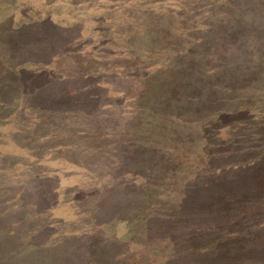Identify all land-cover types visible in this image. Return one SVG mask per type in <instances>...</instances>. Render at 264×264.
<instances>
[{
	"label": "rangeland",
	"instance_id": "1",
	"mask_svg": "<svg viewBox=\"0 0 264 264\" xmlns=\"http://www.w3.org/2000/svg\"><path fill=\"white\" fill-rule=\"evenodd\" d=\"M227 1L229 0H0V36L5 27H21L27 23L39 25L37 33L41 29L51 28L52 25L54 27L73 25L70 30L73 34L72 38L75 39L74 47L71 48L74 50L69 49L70 51L67 52L62 50V56L59 55L60 59H57L56 64L53 65L60 71L68 70L72 66L86 70L87 67L92 66L88 62L94 61L92 67L98 71L97 73L108 72L104 74L102 80L100 78V81L106 83L102 84L101 90H99L101 93H107V96L102 100L105 107H112L115 104L116 111L120 106L122 109L127 106L123 111H129L131 114L132 107L135 105L133 97H136L139 92L133 90L135 83L126 84L125 75L130 74L133 77L134 74L144 71L155 72V70H162L169 65H173V68L176 69L181 66L180 63L183 62L180 61L183 59V61L189 60L191 63L189 72L191 74L193 72L198 79L196 85L208 78H212L214 81L215 96L212 97L216 102L214 109L218 112L221 109L232 112V114L221 116L219 119L212 113L211 117L199 120L203 122L190 123L189 125L195 124L196 126L188 128L190 132L188 134L191 136L189 137L190 141L182 147H171L156 140L154 146L158 144L160 151L162 150L165 155L155 153L154 156L151 153L145 155L142 151L140 134L128 138L127 122L126 126L118 123L117 127L108 126L103 122V131L111 133L110 135L115 138L108 139L112 150L104 157L105 159L102 158L105 160V166H103L105 171L110 169L107 156L112 158L109 159V162H117L118 158H121L120 154H125L124 151L117 150L119 138L125 140L126 146L130 141L137 142L135 153H141L140 157L146 156L148 160L156 158L160 161L157 172L147 173L146 168L141 169L145 178L148 174L147 178L151 184L149 190H146L147 193L144 189H140L143 181L140 174L126 172V176H132L137 189L141 190L137 194V198L142 205L134 212L136 216L140 215L139 218H130L129 221L121 219L102 225L103 232L106 236L109 235L110 242L117 243V245L126 244L120 254L123 258L118 264H145L148 262L147 259H153L154 264H167L166 259L154 256V253H161L160 250L169 248V246L162 243L161 246L157 245V248H160L158 252L155 251L157 249L155 246L151 247L152 250L149 252L150 247L147 248L146 243L149 233L155 232L157 236L153 235L156 236L153 238H157L162 236V230L160 227L152 228V230L146 229V223L141 214H144V204L146 200H149L148 197L154 199L152 202H156V208L160 212L168 213L170 207L166 206L164 202L171 199L177 200L181 185L178 176L187 175L185 172L190 169L189 166H181L182 161H188L190 164L201 162L205 166L209 158L215 161L217 156H223L228 151L229 157L226 158L225 163L235 165L236 154L233 152H235L234 148L238 143H241L240 149L244 152L255 148L252 155L256 156L258 152L264 155V146L261 147L264 144V132L257 128V125L264 120V0H236L239 2L240 9L249 8V11H245V13L251 12L252 17L239 21L242 24L237 23L235 26L230 25L236 20L235 15L222 13L223 4H229ZM223 17L227 20H223ZM45 18L48 19L47 23ZM151 18L158 20L155 23L158 26H153V23L148 26ZM148 28L149 31L145 32ZM151 28L154 29L150 31ZM210 29H213V32H210ZM205 35L211 39H205ZM213 36L220 39H215ZM146 38L150 41L154 39L164 41L165 48L160 43L152 44L153 50L147 52V48L151 44L149 41L150 44L146 46L147 48L143 47L145 51L142 50L141 46L142 43H146ZM199 42L215 43L216 52H204L206 50L200 48L193 49ZM217 45L222 49H218ZM75 49L77 50L75 51ZM137 56L140 58L137 59ZM22 57L23 54H20V51L14 52V49L10 54H3L0 50V70L2 68L3 72V63L8 62L10 73L23 79L22 77L25 75L22 76V71L28 72L29 69L39 67L24 64L21 61ZM195 57L200 59L201 64L194 61ZM240 61H243L248 67L253 65V69L251 70V67L238 68L236 64ZM41 67L49 66L41 65ZM243 70L251 71V78L245 75ZM260 71L261 77L258 78L255 74ZM120 75H124V84L119 81ZM201 75L204 78H201ZM255 77L258 80L253 83ZM8 79L9 77H6L4 73L3 80L7 81ZM12 80L10 78L11 82ZM21 100L22 97H20V101H16L19 106L22 104ZM102 107L99 108L102 109ZM1 109H4L5 112L0 115V196L3 197V199L0 197V215L15 218V206L19 194H21V181L27 178L28 173L32 171L31 167H33L34 171L41 170L42 174L56 177L57 195L62 202H69L70 199L77 200L76 207L78 209L76 208L75 214L81 221L84 215L83 211L89 209L91 212L95 204L94 201L91 204V200H88L89 193L87 192L93 186L92 183L99 180L96 182L99 187L110 180L109 177L96 178L99 174V159L96 160L94 156L93 159L88 160L87 157L81 163L75 161L74 164H71L67 158L60 154L52 156L50 154L53 153L39 151L43 154L33 155L31 146L32 143L35 146L38 140L31 135L29 129L26 130L27 134H24L25 138H17L19 136L17 130L23 126L24 122L28 121L26 119L32 116V112L29 111V113L26 110L21 113L19 109L12 107V103L2 106ZM122 116L126 118V121L129 120L127 112ZM102 117L105 118V115L102 114ZM84 119L83 125L87 130L89 119ZM243 127L245 132L240 134ZM178 141L180 139L175 138L172 143L180 144ZM257 145L260 146L257 148ZM166 146L167 148H164ZM154 149L156 150V148ZM112 152H115L116 157ZM132 159L134 160V158ZM164 159H168L166 169H162V165L165 163ZM215 162L218 163V161ZM139 163L137 159L135 164L137 168ZM182 169L185 172H181ZM260 171L262 170L260 169ZM48 201L52 202V200ZM232 218L234 220L229 219L224 227L220 226L215 230V235L216 232L219 231V233L216 238L215 235L213 236V241L208 238L201 239V244H204L201 246H208V248L201 249L199 256L196 253L191 264H264V211H258V207L253 205L252 209L236 212ZM27 219L32 226L33 223L35 224L34 234L32 229L19 228V234L7 236V251L13 248V243L16 247L29 246L32 248L34 243L45 242L42 240L46 238L48 230L57 235L64 234L62 227H56L54 222L47 224V220L42 215L40 217L28 216ZM27 231L29 235L32 233L30 238L25 234ZM76 231L74 232L76 233ZM56 242L58 240L54 239L51 251L46 250L47 253L57 254L58 245ZM14 260L8 257V259L4 258L2 263L13 264ZM26 262L28 261L26 260ZM31 263H33L32 259L29 261V264ZM109 263L112 264V261Z\"/></svg>",
	"mask_w": 264,
	"mask_h": 264
},
{
	"label": "trees",
	"instance_id": "2",
	"mask_svg": "<svg viewBox=\"0 0 264 264\" xmlns=\"http://www.w3.org/2000/svg\"><path fill=\"white\" fill-rule=\"evenodd\" d=\"M227 2L229 4H223L222 13L235 15L236 20L230 24L231 26H235L237 23L242 24L239 21L251 19L252 13H245V11H249L248 7L240 9L239 2L236 0ZM223 20L227 19L223 17ZM149 21L148 26L152 23L153 26H158L155 25L158 20L151 18ZM45 22L47 23L48 19ZM37 26L39 25L35 23H27L21 27H5L1 32L0 50L3 54H10L13 49L14 52L20 51V54H23L21 61L24 64L39 67L29 69L28 72L22 71V76L25 75V77L20 79V77L10 73L8 62L3 63V72L2 68L0 70V115L5 112L4 109H1L2 106L9 103H12V107L19 109L21 113L26 110L32 112V116L26 119L28 121L24 122L23 126L17 130L19 136H14L20 139L25 138L24 134H27L26 130L29 129L31 135L38 140L35 146L32 143L33 155L39 156L46 152L53 153L50 154L52 156L60 154L67 158L71 164H74L75 161L81 163L87 157L90 160L95 156L96 160L99 159L100 161L99 174L96 178L109 177L112 181L108 180V183L101 184L102 186L99 187L96 185L99 180L96 179L97 181L92 183L93 186L89 188L87 193H89L88 200H91L90 203L92 204L93 201L95 203L93 210L91 212L89 209L83 211V219L79 221L80 218L78 219L75 214L76 208L78 209L76 207L77 200L70 199L69 202H62L57 195L56 177L42 174L41 170L34 171V168L31 167L32 171L28 173L29 175L24 181H21V194H19L15 206V218L0 215V264H3V259H8V257L15 259L13 264H29L31 259L33 261L31 264H110V261L112 264H118L123 258L120 254L126 244L117 245V243L110 242L109 235L106 236L103 232L102 225L121 219L129 221L130 218H139L140 215L136 216L134 213L142 205L137 194L143 189L147 193L146 190H149L151 185L147 173L157 172L160 161L156 158L148 160L146 156L140 157L139 154L141 153H135L137 142L130 141L126 146L125 140L119 138L117 150H122L125 154H120L119 157L121 158H118L117 162H109V159L112 158L107 156L110 169L105 171V167H103L105 166L104 157L112 150V145L108 139L115 138L110 135L111 133L103 131V122L111 127H117L118 123L126 126L127 122L128 138L140 134L142 151L145 155L151 153L154 156L155 153L164 154L162 150L160 151L158 144L154 146L156 140L171 147H182L190 141L189 137L191 136L188 134L190 133L188 128L196 126L195 124L189 125L190 123H198L200 119L211 117L212 113L219 119V117L227 116L232 112L223 109L218 112L214 109L216 103L215 99H212L215 96L214 81L212 78H208V80L196 85L198 79L193 72L192 74L189 72L191 63L189 60L183 61L182 59L180 62L183 63H180L181 66L176 69L173 68V65H169L162 70H155V72L144 71L145 73H137L133 77L130 74L125 75L126 84L135 83L133 90L139 92L136 97H133L135 105L132 107L131 114L126 111L129 119L126 121L122 115L126 114L123 110L127 106L123 109L120 106L116 111L117 106L115 104L112 107H105L102 100L107 96V93H101L99 90H101V85L106 83L100 81V78L102 80L104 74L108 72L97 73L98 71L92 67L94 61L88 62L92 66L87 67L86 70L72 66L68 70L60 71L53 65L56 64L57 59H60L59 55L62 56V50L67 52L74 47L75 39L72 38L73 34L70 30L73 25L69 24L66 27H54L52 25L49 29H41L39 33L36 30L40 26ZM153 29L151 28L150 31ZM146 31H149V28ZM210 32H213V29H210ZM205 37V39H211L209 36L205 35ZM146 40V43H142L141 49L144 50L143 47L151 43L149 48L146 47L147 52L153 50L152 44L160 43L163 45L162 47L165 46L164 41L160 39L150 41L146 38ZM149 41L150 43H148ZM214 44L199 42L193 49L200 48L206 50L204 52H216ZM217 48L222 49L219 45ZM73 50L71 49V51ZM138 56L140 55L138 54ZM138 56L137 59L140 58ZM199 60L196 57L194 59L195 62L201 64ZM41 65L49 67L40 68ZM236 65L242 69L248 67L243 61ZM184 66L186 67L183 69ZM250 69H253V65ZM243 71L245 75L251 78V71ZM4 73L6 77H9L7 81L3 80ZM255 76L260 78L261 71ZM257 77L253 83L258 80ZM10 78L13 79L12 82ZM123 78L124 75H120L119 81L122 83L124 82ZM201 78L204 76L201 75ZM14 87L17 88L13 89ZM119 89L121 88L119 87ZM20 97H22V104L19 106L16 101H20ZM100 106H103L102 109L99 108ZM102 114L105 115V118L102 117ZM84 118L89 119V124L86 123L88 124L87 130L83 125ZM244 127L240 134L245 132ZM257 128L264 132V120L257 125ZM175 138L180 139L178 141L180 144L172 143ZM240 146L241 143H238L234 148L235 165L225 163L226 158L229 157L228 151L223 156L216 157L215 161L218 163L209 158L205 166L201 162L190 164L188 161H182L181 166H189L190 169L186 172L182 169L181 172H185L187 175L178 176L181 185L177 200L171 199L164 202L166 206L170 207L168 213L160 212L156 208V202H152L154 199L148 197L149 200H146L144 204V214H141L146 223V229L152 230V228L160 227L162 230L161 237L153 238L157 236L155 232L148 234L149 239H146V243L147 248L150 247L149 252L152 250L151 247L157 248V245L161 246L164 243L169 248L162 249L161 247V253L158 252L160 248H157L155 251L158 254L154 253V256L166 259L167 264H191L196 253L199 256L201 249L208 248V246H201L204 245L201 244V239L208 238L213 241L215 230L219 229L220 226L224 227L229 219H233L232 217L236 212L252 209L253 205L258 207V211H264V155L258 152L254 156L252 153L255 148L244 152ZM259 146L257 145V148ZM263 146L264 144L261 147ZM39 151H43V153ZM171 151L173 154L172 149ZM112 153L116 157L115 152ZM248 157H250L249 160H247ZM102 158L104 159L102 160ZM137 159L140 162L138 168L135 166ZM164 160L162 169H166L168 166L166 164L168 159ZM112 163L114 164L111 166ZM144 168L148 171L146 178L141 172V169ZM126 172L140 174L143 180L140 191L137 189L133 177H127ZM135 193L136 195H134ZM1 198L3 199V197ZM48 200H52V202ZM41 215L45 217L47 224L54 222L56 227H62L64 234L57 235L48 230L46 238L42 240L45 242L34 243L32 248L29 246L16 247L13 243V248L7 251V236L19 234V228L23 227L32 229L34 234L35 224L33 223V226L29 224L27 217H40ZM132 216L134 217L132 218ZM70 229L71 231H68ZM75 230H77L76 233ZM163 230L165 231L163 232ZM32 233L30 234L32 235ZM218 233L219 231L216 232V235ZM25 234L29 238L31 237L28 231ZM54 239L58 240L56 242L58 252L57 254L47 253L46 250L51 251ZM33 251L34 254L32 255ZM201 253L204 252L201 251ZM23 259L24 262L21 261ZM177 259L179 260L177 261ZM106 260L108 261L106 262ZM147 260L148 262L145 264L155 263L153 259Z\"/></svg>",
	"mask_w": 264,
	"mask_h": 264
}]
</instances>
